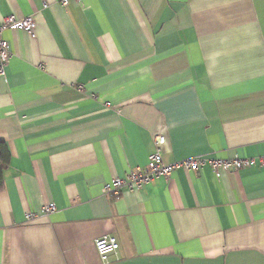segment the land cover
<instances>
[{
  "label": "crops",
  "instance_id": "1",
  "mask_svg": "<svg viewBox=\"0 0 264 264\" xmlns=\"http://www.w3.org/2000/svg\"><path fill=\"white\" fill-rule=\"evenodd\" d=\"M11 14L35 35L3 33L0 264H264L260 163L102 192L160 134L166 162L264 157V0H0Z\"/></svg>",
  "mask_w": 264,
  "mask_h": 264
},
{
  "label": "built area",
  "instance_id": "2",
  "mask_svg": "<svg viewBox=\"0 0 264 264\" xmlns=\"http://www.w3.org/2000/svg\"><path fill=\"white\" fill-rule=\"evenodd\" d=\"M63 4H69L70 0H61ZM25 29L30 34L35 35V21L32 15L21 18L14 14L6 16L0 23V74L6 73V67L9 63L11 52L9 42L4 38V30ZM166 142L163 134L155 137L156 151L150 155L146 167L131 170L125 176L114 177L106 183L102 189L104 195L108 197H118L124 188L130 190L142 189L146 184L158 177H169L173 171L184 169L188 172L197 171L204 166H209L217 177L222 172L230 170H240L247 166H253L257 163L264 165V157H231L222 158L211 155L199 154L166 162L163 158L162 145ZM55 209L54 203H48L42 207V212L50 213ZM28 219L34 218V213H27ZM95 246L101 260L106 263L109 261V255L116 252L120 243L114 235H103L96 239Z\"/></svg>",
  "mask_w": 264,
  "mask_h": 264
},
{
  "label": "trees",
  "instance_id": "3",
  "mask_svg": "<svg viewBox=\"0 0 264 264\" xmlns=\"http://www.w3.org/2000/svg\"><path fill=\"white\" fill-rule=\"evenodd\" d=\"M10 162V151L5 141L0 140V190L4 187V171Z\"/></svg>",
  "mask_w": 264,
  "mask_h": 264
}]
</instances>
